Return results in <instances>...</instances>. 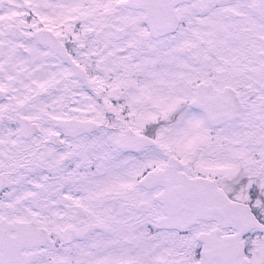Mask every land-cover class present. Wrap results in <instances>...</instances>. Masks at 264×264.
Here are the masks:
<instances>
[{"label": "snow or ice", "instance_id": "obj_1", "mask_svg": "<svg viewBox=\"0 0 264 264\" xmlns=\"http://www.w3.org/2000/svg\"><path fill=\"white\" fill-rule=\"evenodd\" d=\"M0 264H264V0H0Z\"/></svg>", "mask_w": 264, "mask_h": 264}]
</instances>
